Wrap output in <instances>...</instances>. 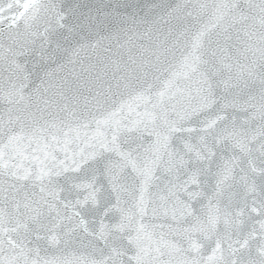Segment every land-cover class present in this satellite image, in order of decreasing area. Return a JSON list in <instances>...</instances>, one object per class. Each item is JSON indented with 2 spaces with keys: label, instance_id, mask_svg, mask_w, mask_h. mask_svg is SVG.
Masks as SVG:
<instances>
[{
  "label": "water",
  "instance_id": "water-1",
  "mask_svg": "<svg viewBox=\"0 0 264 264\" xmlns=\"http://www.w3.org/2000/svg\"><path fill=\"white\" fill-rule=\"evenodd\" d=\"M0 264H264V0H0Z\"/></svg>",
  "mask_w": 264,
  "mask_h": 264
}]
</instances>
